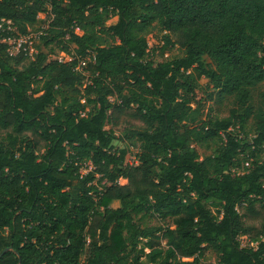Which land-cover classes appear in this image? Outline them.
<instances>
[{"label":"trees","instance_id":"trees-1","mask_svg":"<svg viewBox=\"0 0 264 264\" xmlns=\"http://www.w3.org/2000/svg\"><path fill=\"white\" fill-rule=\"evenodd\" d=\"M47 7L33 58L0 43V264H264V0H0V22ZM153 29L183 54L149 57ZM201 79L241 109L189 125Z\"/></svg>","mask_w":264,"mask_h":264},{"label":"rangeland","instance_id":"rangeland-1","mask_svg":"<svg viewBox=\"0 0 264 264\" xmlns=\"http://www.w3.org/2000/svg\"><path fill=\"white\" fill-rule=\"evenodd\" d=\"M47 9L48 11L42 13L41 17H39L37 24L34 26L35 28L44 25V23L48 20L49 7H47ZM116 20L117 17L114 16L107 21V24H113L116 22ZM162 34L163 32L161 33L156 29H153L150 33H148L147 41L149 57H152L154 60H164L176 56H181L183 54V51L177 46H171L164 50L162 53L159 52L158 47L161 45ZM38 40H36L35 45L38 43ZM55 56H50L49 58H55ZM203 60L205 63L209 62V59L206 56L203 57ZM205 81L206 80L201 79L200 82L202 85L194 91L193 110L191 112V115L187 118V122L189 125H197L200 123V121L209 116H226L232 108L241 109V106L237 104V100L234 96L218 97L216 92L212 90L210 84L209 86L204 85ZM83 83H86V80H83ZM248 90L250 96L247 103L251 105L252 111L246 123L245 130L248 131V137L251 138L254 136L253 129L255 124L260 120H264V81L249 86ZM209 93L211 96H209ZM56 97L57 100L60 99L59 92L57 93ZM135 124L141 125L139 122H135ZM105 128H108V125H106ZM116 144H118V146H121L122 142H117ZM198 151L201 158L210 154L209 150H204L202 148H199ZM83 168V172H86V170L89 169L88 166H84ZM120 182L125 183V180L120 179ZM112 205H117V202ZM161 223L162 221L159 217L145 218L143 220V225L146 226H158L161 225ZM254 225L258 226L259 222L255 221ZM247 239V235L239 236V240L242 245H245L247 243ZM213 261H215V255L210 249L206 248L203 253L202 263L208 264L212 263Z\"/></svg>","mask_w":264,"mask_h":264},{"label":"built area","instance_id":"built-area-1","mask_svg":"<svg viewBox=\"0 0 264 264\" xmlns=\"http://www.w3.org/2000/svg\"><path fill=\"white\" fill-rule=\"evenodd\" d=\"M41 15L42 14H39L38 17H41ZM50 17L51 14L48 12V20L44 23V25L40 26L37 30H30L26 34L18 33L11 20L2 19L0 22V32L7 31L12 33L5 37H0V43H4L6 45V53L9 56H16L18 53L23 52L28 58H33L34 54L37 52L35 42L42 35L43 30L48 27ZM73 57V53L59 52L55 56V59H57L59 62H68L73 59ZM86 61V57H79L75 69L82 71ZM134 162L136 161L134 160ZM182 259L190 260L192 258L183 257ZM215 261L212 263H215Z\"/></svg>","mask_w":264,"mask_h":264},{"label":"water","instance_id":"water-1","mask_svg":"<svg viewBox=\"0 0 264 264\" xmlns=\"http://www.w3.org/2000/svg\"><path fill=\"white\" fill-rule=\"evenodd\" d=\"M11 250V247H5L1 252H0V257L6 252Z\"/></svg>","mask_w":264,"mask_h":264},{"label":"crops","instance_id":"crops-1","mask_svg":"<svg viewBox=\"0 0 264 264\" xmlns=\"http://www.w3.org/2000/svg\"><path fill=\"white\" fill-rule=\"evenodd\" d=\"M115 202H117V201H114L112 204H114ZM117 205H118V202H117ZM117 205H113V206H117Z\"/></svg>","mask_w":264,"mask_h":264}]
</instances>
